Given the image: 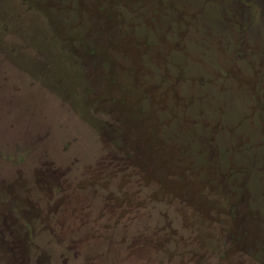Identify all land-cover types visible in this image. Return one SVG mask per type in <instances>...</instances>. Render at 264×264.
I'll list each match as a JSON object with an SVG mask.
<instances>
[{
    "label": "rangeland",
    "instance_id": "1",
    "mask_svg": "<svg viewBox=\"0 0 264 264\" xmlns=\"http://www.w3.org/2000/svg\"><path fill=\"white\" fill-rule=\"evenodd\" d=\"M0 264H264V0H0Z\"/></svg>",
    "mask_w": 264,
    "mask_h": 264
},
{
    "label": "trees",
    "instance_id": "2",
    "mask_svg": "<svg viewBox=\"0 0 264 264\" xmlns=\"http://www.w3.org/2000/svg\"><path fill=\"white\" fill-rule=\"evenodd\" d=\"M59 42V41H58ZM60 57H63V56H66V54L64 53V50L63 49H61V52H60V55H59Z\"/></svg>",
    "mask_w": 264,
    "mask_h": 264
}]
</instances>
